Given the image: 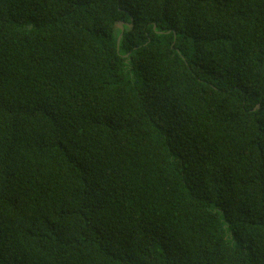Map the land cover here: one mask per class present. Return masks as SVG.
<instances>
[{"label":"trees","instance_id":"trees-1","mask_svg":"<svg viewBox=\"0 0 264 264\" xmlns=\"http://www.w3.org/2000/svg\"><path fill=\"white\" fill-rule=\"evenodd\" d=\"M0 264H264V0H0Z\"/></svg>","mask_w":264,"mask_h":264},{"label":"water","instance_id":"water-1","mask_svg":"<svg viewBox=\"0 0 264 264\" xmlns=\"http://www.w3.org/2000/svg\"><path fill=\"white\" fill-rule=\"evenodd\" d=\"M127 26H128V27H131V25H128V24H127ZM117 27L122 31L121 35H120L119 38H118V46H119V45H120V42H121V39H122V37H123L124 31H125V24L122 23V22H120V23L117 25ZM118 48H119V47H118Z\"/></svg>","mask_w":264,"mask_h":264}]
</instances>
